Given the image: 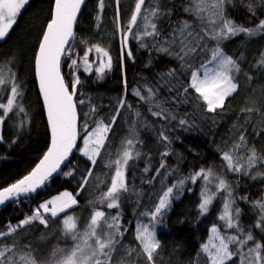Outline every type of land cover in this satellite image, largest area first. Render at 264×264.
I'll use <instances>...</instances> for the list:
<instances>
[{
    "label": "snow or ice",
    "instance_id": "obj_1",
    "mask_svg": "<svg viewBox=\"0 0 264 264\" xmlns=\"http://www.w3.org/2000/svg\"><path fill=\"white\" fill-rule=\"evenodd\" d=\"M29 2L0 0V44L10 38ZM115 4L114 35L119 41L123 89L113 108L92 102L82 91L85 80L81 78L95 72V80L100 82L113 70L110 48L101 46L105 0H97L94 20L98 31L91 40L76 30L86 0H54L33 56L49 146L33 169L0 188V206L36 199L57 174L77 180V188L75 194L64 190L39 201L15 224L9 221L0 230V264H139L140 260L160 264L166 247H162L158 229L167 228L173 202L194 192L198 197L196 223L213 211L217 200L220 204L217 221L196 258L204 264H264V183L259 197L250 198L247 190L238 192L242 179L264 181V152L249 144V137L264 136V117L258 121L237 117L240 123L231 125L229 136L222 138L223 146L216 147L218 165L189 164L184 172L185 158L172 147L180 141L176 133L197 129L198 121L207 123L210 132L219 127L222 116L231 110L230 98L238 92L237 77L252 81L241 67L244 54L234 58L224 44L241 34L246 39L264 35V19L259 18L264 15V0H135L126 23L120 19V0ZM229 8H243L257 24L236 23ZM77 40L84 45L82 52L76 50ZM133 45L136 51L147 53L146 68L161 56L175 66L129 89L125 61L136 62ZM249 68L264 75V50ZM133 100L146 105L148 115ZM25 102L26 86L11 60L0 61V144L16 143V137L5 139L6 122L13 125L17 136L30 125ZM253 111L257 109H241V113ZM144 130L155 141L148 150L141 138ZM74 153L84 158L83 170ZM98 162L109 172L97 174ZM229 174L235 179L230 180ZM82 192L93 196L83 226L79 216L69 212L80 206ZM238 202L249 205L254 213L247 225L242 222ZM128 205L131 218L125 222L124 207ZM57 222L58 238L66 244L57 245L42 258L31 234L37 227L48 230ZM130 228L133 244L126 243ZM48 234L42 231L41 239Z\"/></svg>",
    "mask_w": 264,
    "mask_h": 264
},
{
    "label": "trees",
    "instance_id": "obj_2",
    "mask_svg": "<svg viewBox=\"0 0 264 264\" xmlns=\"http://www.w3.org/2000/svg\"><path fill=\"white\" fill-rule=\"evenodd\" d=\"M134 4L135 0H120L119 15L121 22L126 23L130 18ZM53 7L54 0H30L29 5L21 12L17 25L14 26L13 31L10 33V38L7 42L0 44V61L11 60L18 79L23 80L26 86L25 107L30 116V125L23 129L18 136L11 123L6 122L5 124L3 134L6 141L16 137V143L11 144V146L0 144V188L10 185L33 169L49 146L48 124L37 90L38 84L35 77L33 56L41 31L48 21ZM96 11L97 0H88L86 8L83 9L76 26L78 34L89 37L90 40L95 38L98 31L95 27L96 21L94 20ZM228 12L236 23L243 24L246 27L255 26L258 22L256 19L250 20L243 8H229ZM115 16V0H105V9L101 22V29L103 30L101 46L110 48V54L114 61L112 72L100 82L95 80V72H93L92 76H85L83 74L81 76L85 80L82 91L86 96L91 97L92 102L103 105L111 104L113 108L115 107L116 99L121 95L123 89L121 65L118 62L120 56L119 41L114 35ZM259 18L264 19V15H261ZM165 27L167 26L165 25ZM104 41L107 42L106 45ZM83 48L84 45L77 40L76 50L82 52ZM133 49L136 51L135 45H133ZM224 49L234 58L239 57L241 53L244 54V62L241 65L242 70L246 71L253 79L249 82L243 76L237 77L239 88L237 94L230 98L231 110L222 116L219 127L215 128L212 132L209 131L207 123L198 121L199 127L197 129L188 133L182 131L176 133V135L180 136V141L174 142L172 147L185 158V163L182 165L184 172L188 171L189 164L199 166L200 164L208 165L210 162H214L217 165L220 163L216 147L218 145L223 146L222 138L229 136L231 125L240 123L237 119L238 116L241 119L244 116H249L252 120L256 121L264 117V75H257L258 70L256 68H249L250 64L255 63V58L258 57L259 52L264 50V35L246 39L241 34L226 41ZM136 55L137 59L134 64L125 61L129 89L133 88L137 82L143 83L145 79L152 81L155 79L156 72L164 70L168 66H175L174 61L161 56L159 61H154L152 67L146 68L145 64L148 61L147 53L140 50L136 51ZM153 55L156 54L153 53ZM132 99V97H129V100ZM133 103L141 109L144 115H148L145 111L146 105L136 104L134 100ZM245 107H252L257 109V111L241 113V109ZM102 111H107V109L104 108ZM149 119L151 120L152 118L149 116ZM118 123L120 122L118 121ZM141 138L145 142V150H148L150 145L155 143L151 133L147 130L141 133ZM249 144H255L258 151L264 152V136L259 139L254 136L249 137ZM78 146H80L79 141ZM154 151L155 149H153ZM74 157L78 167L83 170L85 167L84 158L75 153ZM172 160L173 158L170 156L169 162L171 163ZM96 172L103 176L105 172H109V169L104 168L98 162ZM104 178L105 180L107 179L106 177ZM228 178L230 180L235 179L231 174H229ZM77 183L78 181L72 177L58 175L36 199L19 205L10 204L0 213V230H3L9 221L15 224L26 214H30L32 207L39 201L50 198L64 190L75 194ZM261 183H264V181L242 179L238 192L243 194L247 190L250 198L259 197ZM103 187L102 185L101 189ZM78 199L80 200V206L74 210H69V212L78 215L80 225L83 226L92 208L88 200L93 199V196H86L82 192ZM197 203V192H194L192 195L185 193L178 202H173L172 211L166 218L167 228L158 229V238L161 239L162 247H166V251L162 253L160 264H190V262L191 264H204L203 259L196 258V253L199 250L200 244L206 242L207 236L210 235L211 225L217 221L218 213L216 210L220 207V204L219 200H217L213 205V211L199 223H196ZM238 203L242 209V222L247 225L254 220V213L249 205L243 202ZM96 207L102 206L96 205ZM106 211L115 212L116 210ZM124 213L126 222L131 218L130 205L124 207ZM181 218L184 219L183 224L180 223ZM42 231L49 233L44 239H41ZM59 232L60 225L57 222L50 226L48 230L37 227L36 231L31 234L33 237L32 243L34 246L39 247L42 258L49 256L52 249L57 245L65 246L66 241L58 238ZM131 232L132 229L130 228V235L126 240V243L129 244L134 243L131 240ZM22 243L23 240H21ZM139 264H144V261L140 260Z\"/></svg>",
    "mask_w": 264,
    "mask_h": 264
},
{
    "label": "water",
    "instance_id": "obj_3",
    "mask_svg": "<svg viewBox=\"0 0 264 264\" xmlns=\"http://www.w3.org/2000/svg\"><path fill=\"white\" fill-rule=\"evenodd\" d=\"M87 2H88V0H86V4H87ZM83 9L84 8H82V11H83ZM82 11H81V13H82ZM81 15V14H80ZM79 17L80 16H78V19H79ZM37 80V79H36ZM37 84H38V82H37ZM45 115H46V113H45ZM59 174H57V175H54L53 176V178L51 179V181L56 177V176H58ZM10 205V203L9 204H6L5 206H0V213L4 210V209H6L8 206Z\"/></svg>",
    "mask_w": 264,
    "mask_h": 264
}]
</instances>
